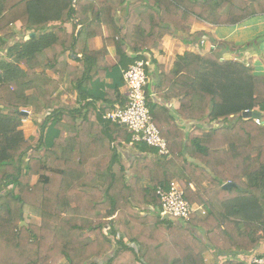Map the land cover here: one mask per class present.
I'll return each mask as SVG.
<instances>
[{
    "label": "trees",
    "instance_id": "obj_1",
    "mask_svg": "<svg viewBox=\"0 0 264 264\" xmlns=\"http://www.w3.org/2000/svg\"><path fill=\"white\" fill-rule=\"evenodd\" d=\"M98 3L0 0V264H216L205 260L211 249L231 255L220 264H248L236 254L264 255V75L254 73L251 58H222L233 42L211 38L207 53L178 56L164 76L181 83L177 112L194 128L165 127L172 115L165 108L158 115L160 107L146 91L168 154L134 143L123 158L118 147L131 140V131L103 115L126 98L113 87L103 99H91L89 89L121 57L135 60L128 46L138 52L150 45L128 43L130 19L123 31L114 30L118 40L103 37ZM163 3V22L174 24L169 16L177 13L174 27L186 34L194 21L210 23L212 13L218 25L264 14V0ZM17 20L40 35L16 36ZM95 34L102 46L91 51L87 40ZM262 40L264 35L241 49ZM110 46L117 50L115 62L108 59ZM71 51L80 55L79 65L69 63ZM74 93L71 103L62 101ZM23 108L31 110L24 114ZM245 110L259 111L262 122L243 118ZM28 116L41 118L34 143L21 128ZM49 125L57 133L46 145ZM228 181L235 185L224 188ZM172 183L205 214L192 213L188 221L163 218L156 189ZM24 206L40 212L38 224L25 222Z\"/></svg>",
    "mask_w": 264,
    "mask_h": 264
},
{
    "label": "crops",
    "instance_id": "obj_2",
    "mask_svg": "<svg viewBox=\"0 0 264 264\" xmlns=\"http://www.w3.org/2000/svg\"><path fill=\"white\" fill-rule=\"evenodd\" d=\"M148 1L154 8L151 6L148 8L150 5ZM148 1L99 0L97 11L101 17V33L103 37L110 41H116L118 38L117 36L113 38L114 30L119 29L120 31H123L125 29L123 21L125 19L131 20V27L127 30L129 39L128 43L136 44L135 46L140 44L150 45L149 50L145 48L143 51L138 52L134 51L129 46L127 48V55L129 58L132 57L133 60L142 58L149 61L147 67L149 81L146 86V91L150 103L159 105L160 108L156 110L158 115H161L162 111L160 109L162 108L167 109L172 115L171 121L166 118L165 121H163L165 127L168 125H176L187 133L194 128L195 122L181 118L177 112L180 105V94L178 93V90L182 89V85L176 77H168V79H166L165 77L167 76H164V73L169 75L174 69L176 58L183 55L185 52L203 55L210 51L213 48V42L211 39L213 38L216 41H228L234 43L231 50H227L222 54L223 59L232 60L235 59V55H239L244 59L251 58L254 73L257 75H264V40H262L257 47L249 46L245 49H241V47H244L248 42L264 35V14L253 15L234 25H218L215 24L217 14L212 13L209 16L210 23L194 21L190 24L189 33L186 34L174 27V25H178L177 13H172L169 16V19L173 21L174 24H165L163 22V0ZM168 11L171 12L173 10L170 9ZM88 15V12H83L84 18L88 19ZM113 15L115 16V19L111 18ZM78 27H80V25H78ZM78 27L77 32L80 30ZM13 29L15 30L16 36H23L26 40L29 38V35H40V32L35 31L34 28L24 29L21 22L18 20L13 24ZM72 30L73 26L72 24H69L67 26V32L71 33ZM87 45L91 51L100 49L102 46V37L99 34H95V36H92L87 40ZM238 49L240 50L236 54L235 51ZM108 53V59L115 62V56L117 54L116 47L110 46L108 48ZM71 56L72 59H68L69 63L72 65H79V62L75 59L80 57V55H75L71 51ZM138 56H140V58H136ZM121 60V63L117 64L116 62L112 70L107 72L106 78L103 81L96 80L92 82L91 88L89 89L91 99H103L106 89L113 87L117 88L118 93L126 98L127 87L123 80V71L127 69L132 62L122 59V57ZM21 65L23 67V63H21ZM47 74L53 78L56 77V75L50 71H47ZM163 78L165 79L163 80ZM76 96V93L63 94L61 99L64 103H71L76 99ZM114 105L120 106L121 104L115 103ZM24 109L25 108L22 110ZM25 110L29 113L31 109L28 108V110ZM40 124L41 118L39 117L28 116L23 119V125L21 128L23 129L25 136L30 138L33 143L37 141L40 135ZM203 125L205 126L206 123H203ZM207 126L209 127L210 125ZM56 133L57 131L52 125H49L46 128L44 133L46 145L51 144L52 138ZM118 150L121 152L123 158H128L130 156V146H128L126 142H122V145L118 147ZM33 212L38 214L39 223L40 212L35 208L24 206L22 216L26 219L28 214L31 215ZM252 252H257V250H253L249 253L238 252L236 254L237 259H242L245 255ZM229 255L230 254L228 253H221L211 249L205 253V260L209 263L215 262L216 264H220L229 257Z\"/></svg>",
    "mask_w": 264,
    "mask_h": 264
},
{
    "label": "built area",
    "instance_id": "obj_3",
    "mask_svg": "<svg viewBox=\"0 0 264 264\" xmlns=\"http://www.w3.org/2000/svg\"><path fill=\"white\" fill-rule=\"evenodd\" d=\"M149 61L136 59L123 71V80L127 87L126 104L115 106L104 118L118 123L131 131V140L127 143H142L157 150L160 155L168 154V144L155 124L146 97L149 81L147 72ZM24 111H26L24 109ZM260 124V118H253ZM156 193L161 201V214L181 221H188L192 213L205 214V209L190 203L174 183L168 188L158 187ZM248 264H264V255L252 252L243 258Z\"/></svg>",
    "mask_w": 264,
    "mask_h": 264
},
{
    "label": "water",
    "instance_id": "obj_4",
    "mask_svg": "<svg viewBox=\"0 0 264 264\" xmlns=\"http://www.w3.org/2000/svg\"><path fill=\"white\" fill-rule=\"evenodd\" d=\"M74 1L75 0H72V3H74ZM21 113L26 114L27 112L24 111V110H22ZM242 117L243 118H260L261 117V113L259 111L245 110V111L242 112ZM233 185H235L233 182L228 181V182H226V183L223 184V187L224 188H228V187L233 186ZM163 218H169V216L163 215ZM24 224H25L24 221H22L20 223V225H24Z\"/></svg>",
    "mask_w": 264,
    "mask_h": 264
},
{
    "label": "rangeland",
    "instance_id": "obj_5",
    "mask_svg": "<svg viewBox=\"0 0 264 264\" xmlns=\"http://www.w3.org/2000/svg\"><path fill=\"white\" fill-rule=\"evenodd\" d=\"M38 214L36 212H33V214H28V217H26V219H24L27 222H34V223H38Z\"/></svg>",
    "mask_w": 264,
    "mask_h": 264
}]
</instances>
